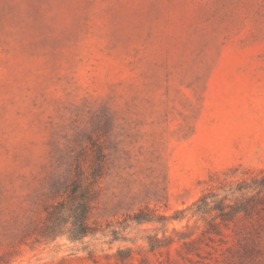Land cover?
<instances>
[{
  "label": "rangeland",
  "instance_id": "1",
  "mask_svg": "<svg viewBox=\"0 0 264 264\" xmlns=\"http://www.w3.org/2000/svg\"><path fill=\"white\" fill-rule=\"evenodd\" d=\"M78 164L99 231L37 242ZM263 170L264 0H0V264H264V220L127 221Z\"/></svg>",
  "mask_w": 264,
  "mask_h": 264
},
{
  "label": "trees",
  "instance_id": "2",
  "mask_svg": "<svg viewBox=\"0 0 264 264\" xmlns=\"http://www.w3.org/2000/svg\"><path fill=\"white\" fill-rule=\"evenodd\" d=\"M102 169L96 166L90 172L77 165L64 194L57 195V200L45 208V218L31 233L37 242H53L61 237L70 241H80L87 236L96 234L99 229L91 223L92 204L96 198V185L102 177ZM188 214L202 222L204 228L202 239L214 241L219 237L224 241L225 230L232 229L239 222L250 228L255 222L264 220V170L258 174L238 181L223 182L218 187L206 190L201 197L185 210L177 211L171 217H154L148 208L140 209L129 215L127 221L138 225L161 223L167 226L173 221H183ZM166 232V231H165ZM30 235V236H31ZM192 234L180 235L186 254L195 252L201 239H193ZM149 251L170 247L175 240L164 235L149 238ZM132 249L119 250L117 258L120 262L132 258Z\"/></svg>",
  "mask_w": 264,
  "mask_h": 264
}]
</instances>
